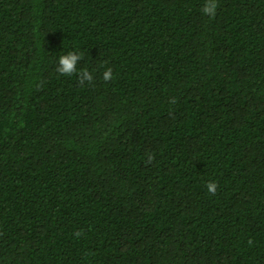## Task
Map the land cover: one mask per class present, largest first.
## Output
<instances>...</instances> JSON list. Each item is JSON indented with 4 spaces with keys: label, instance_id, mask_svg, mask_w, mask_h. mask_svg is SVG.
<instances>
[{
    "label": "trees",
    "instance_id": "1",
    "mask_svg": "<svg viewBox=\"0 0 264 264\" xmlns=\"http://www.w3.org/2000/svg\"><path fill=\"white\" fill-rule=\"evenodd\" d=\"M204 4L0 0V264H264V0Z\"/></svg>",
    "mask_w": 264,
    "mask_h": 264
},
{
    "label": "clouds",
    "instance_id": "2",
    "mask_svg": "<svg viewBox=\"0 0 264 264\" xmlns=\"http://www.w3.org/2000/svg\"><path fill=\"white\" fill-rule=\"evenodd\" d=\"M217 10V4L216 0H205V4L202 8V12L208 16L215 15ZM81 60V55L78 52L75 51H68L63 55H60L57 59V67L56 71L64 76H71L74 73L79 74L80 78V83L83 84L85 81L88 83H91L94 80L93 76V70H87L83 69L80 70L78 69V64ZM112 76V70L111 68H108L106 71L103 73V79L108 80ZM216 190V184L214 182H208L207 183V191L212 193L215 192Z\"/></svg>",
    "mask_w": 264,
    "mask_h": 264
}]
</instances>
